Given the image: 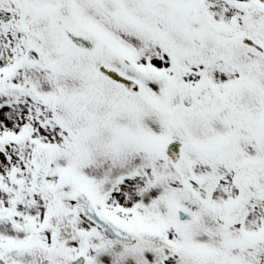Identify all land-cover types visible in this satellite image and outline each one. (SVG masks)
<instances>
[{
  "label": "snow or ice",
  "instance_id": "1",
  "mask_svg": "<svg viewBox=\"0 0 264 264\" xmlns=\"http://www.w3.org/2000/svg\"><path fill=\"white\" fill-rule=\"evenodd\" d=\"M0 264H264V0H0Z\"/></svg>",
  "mask_w": 264,
  "mask_h": 264
}]
</instances>
